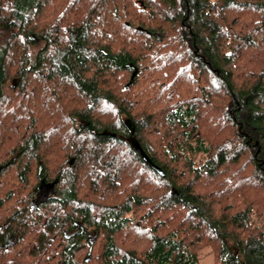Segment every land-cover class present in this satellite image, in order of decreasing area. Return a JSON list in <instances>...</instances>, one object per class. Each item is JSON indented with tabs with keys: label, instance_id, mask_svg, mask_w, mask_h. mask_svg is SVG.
Instances as JSON below:
<instances>
[{
	"label": "trees",
	"instance_id": "1",
	"mask_svg": "<svg viewBox=\"0 0 264 264\" xmlns=\"http://www.w3.org/2000/svg\"><path fill=\"white\" fill-rule=\"evenodd\" d=\"M207 247L264 264V0H0V264Z\"/></svg>",
	"mask_w": 264,
	"mask_h": 264
},
{
	"label": "water",
	"instance_id": "2",
	"mask_svg": "<svg viewBox=\"0 0 264 264\" xmlns=\"http://www.w3.org/2000/svg\"><path fill=\"white\" fill-rule=\"evenodd\" d=\"M143 3V1H141ZM138 69L136 68L133 73H132V77H134V75L137 73ZM128 125L131 128V132H134V126L133 123L131 121H128ZM131 144L138 149L141 154L143 155V157L151 164L153 165V167H155L160 173H164L163 170L161 169V167L159 165H157L156 163H154L151 158L148 156V154L145 152V150L142 148L139 140L135 137V136H131L129 138ZM42 168V164H40V170ZM57 182V179H54L53 181H46L45 179H42L40 182L39 187L42 188L44 185H46L48 187V189L50 188L52 192H54V188H55V184ZM49 196V193H48ZM91 254V251L89 252ZM91 258V255H89L88 259Z\"/></svg>",
	"mask_w": 264,
	"mask_h": 264
},
{
	"label": "rangeland",
	"instance_id": "3",
	"mask_svg": "<svg viewBox=\"0 0 264 264\" xmlns=\"http://www.w3.org/2000/svg\"><path fill=\"white\" fill-rule=\"evenodd\" d=\"M44 42L42 40H37L35 43L31 44L29 48V53L32 61H35L37 52L43 46ZM199 264H214L213 252L210 247L203 249L199 253Z\"/></svg>",
	"mask_w": 264,
	"mask_h": 264
},
{
	"label": "flooded vegetation",
	"instance_id": "4",
	"mask_svg": "<svg viewBox=\"0 0 264 264\" xmlns=\"http://www.w3.org/2000/svg\"><path fill=\"white\" fill-rule=\"evenodd\" d=\"M52 192L51 189L44 185L42 188H38L37 189V194H36V198L37 201L42 200L43 198L48 196V193Z\"/></svg>",
	"mask_w": 264,
	"mask_h": 264
}]
</instances>
